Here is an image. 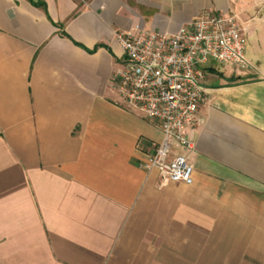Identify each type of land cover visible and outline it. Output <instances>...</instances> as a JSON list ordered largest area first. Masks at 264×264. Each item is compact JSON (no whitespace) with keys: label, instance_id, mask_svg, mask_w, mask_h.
<instances>
[{"label":"crops","instance_id":"1","mask_svg":"<svg viewBox=\"0 0 264 264\" xmlns=\"http://www.w3.org/2000/svg\"><path fill=\"white\" fill-rule=\"evenodd\" d=\"M205 11L238 18L250 68L204 67L193 183H164L116 35ZM0 264H264V0H0Z\"/></svg>","mask_w":264,"mask_h":264},{"label":"built area","instance_id":"2","mask_svg":"<svg viewBox=\"0 0 264 264\" xmlns=\"http://www.w3.org/2000/svg\"><path fill=\"white\" fill-rule=\"evenodd\" d=\"M124 51L122 67L113 75L122 105L154 123L162 140L140 162L156 170L164 183H193V167L179 151L192 150L187 130L194 126L203 101L204 67L214 61L239 70L250 68L245 31L235 16L210 11L174 34L136 28L116 35Z\"/></svg>","mask_w":264,"mask_h":264},{"label":"trees","instance_id":"3","mask_svg":"<svg viewBox=\"0 0 264 264\" xmlns=\"http://www.w3.org/2000/svg\"><path fill=\"white\" fill-rule=\"evenodd\" d=\"M62 35H64V34H62ZM239 79H235L234 81H232V82H236V81H238Z\"/></svg>","mask_w":264,"mask_h":264},{"label":"rangeland","instance_id":"4","mask_svg":"<svg viewBox=\"0 0 264 264\" xmlns=\"http://www.w3.org/2000/svg\"><path fill=\"white\" fill-rule=\"evenodd\" d=\"M237 70H239V69H237ZM240 71V70H239ZM244 71H246V70H241V72H244Z\"/></svg>","mask_w":264,"mask_h":264}]
</instances>
